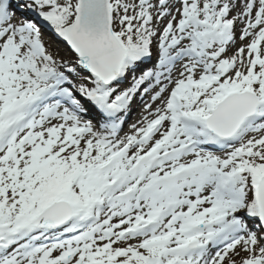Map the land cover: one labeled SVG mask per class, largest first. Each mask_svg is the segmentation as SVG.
<instances>
[{"label": "snow or ice", "instance_id": "snow-or-ice-1", "mask_svg": "<svg viewBox=\"0 0 264 264\" xmlns=\"http://www.w3.org/2000/svg\"><path fill=\"white\" fill-rule=\"evenodd\" d=\"M0 264H264V0H0Z\"/></svg>", "mask_w": 264, "mask_h": 264}, {"label": "bare ground", "instance_id": "bare-ground-1", "mask_svg": "<svg viewBox=\"0 0 264 264\" xmlns=\"http://www.w3.org/2000/svg\"><path fill=\"white\" fill-rule=\"evenodd\" d=\"M145 99H147V98H145ZM141 107H142V104H141V102H140V100L138 98L137 101H136V103L133 104V109H132V112H131V114L129 116V119L127 120V122H129L130 120H132L134 118L135 114H137V116L135 117L134 120H132L130 122L133 123V122H135L139 118L140 111H141Z\"/></svg>", "mask_w": 264, "mask_h": 264}]
</instances>
